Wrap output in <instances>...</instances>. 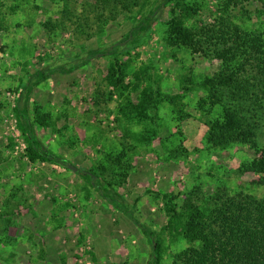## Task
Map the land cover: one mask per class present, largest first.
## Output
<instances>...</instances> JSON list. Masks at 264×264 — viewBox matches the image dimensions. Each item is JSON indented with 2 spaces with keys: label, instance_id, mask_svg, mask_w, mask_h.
Segmentation results:
<instances>
[{
  "label": "rangeland",
  "instance_id": "rangeland-1",
  "mask_svg": "<svg viewBox=\"0 0 264 264\" xmlns=\"http://www.w3.org/2000/svg\"><path fill=\"white\" fill-rule=\"evenodd\" d=\"M92 1H3L1 11L8 30L0 34V212L5 209L3 201L14 192L22 208L8 232L0 218V239L6 234L11 239L0 243V264H153L141 227L150 228L160 237L165 247L162 264H174L175 254L189 244L181 239L173 243L168 232L162 233L171 218L165 210V194L176 196L173 203L178 207L187 195L194 193L203 202H212L216 193L225 192L264 199L261 177L240 170L243 163L253 160L256 149L242 144L227 150L207 146V127L198 121L203 120L198 111L202 93L196 84L190 86L195 88L183 100L187 107L178 109L197 120H187L182 128H177L178 113L171 96L179 92L182 78L189 75L196 83L201 76L212 75L217 67L212 61L194 60L185 51L172 57L173 50L165 44L173 15L170 7L159 11L149 30L133 43L123 45L119 54L102 57L106 49L121 41L129 25L119 20L101 31L94 15L88 25L75 23L74 16ZM187 1L201 9L195 20L213 23L218 16L217 4L221 0ZM248 10V16L244 11H235L233 20L245 30L263 34L264 0ZM132 16H138V22L143 14L139 16L135 11ZM63 22L66 25L56 27ZM96 49L101 51L99 57L84 64L87 52ZM115 56L130 63L133 69H148L152 86L161 88L168 98L150 112L149 120L125 126L129 135L123 121L116 117L123 100L105 80ZM76 66L72 72L49 75L32 93H26L29 80H36L31 78L36 70H69ZM137 97L135 92L130 93L133 101ZM19 98L30 111L41 107L56 121L48 129L37 128L39 138L50 150L83 169L104 166L102 177L119 182L114 195L131 209L139 227L96 190H86L88 184L82 175L74 176L52 163L27 160V144L17 129L14 111ZM152 129L158 130L163 140L139 145L136 154L129 153L130 158H124L121 164L107 161L109 155L116 158L125 154L122 142L128 148L135 146L136 134ZM257 143L264 148V122ZM170 153L176 157H169ZM100 182L102 188L111 189L103 180ZM47 193L52 200L46 197ZM55 200L53 209L50 202ZM76 242L79 246L74 252Z\"/></svg>",
  "mask_w": 264,
  "mask_h": 264
},
{
  "label": "trees",
  "instance_id": "trees-1",
  "mask_svg": "<svg viewBox=\"0 0 264 264\" xmlns=\"http://www.w3.org/2000/svg\"><path fill=\"white\" fill-rule=\"evenodd\" d=\"M3 1L0 0V34L8 30L1 11ZM64 1L68 4L75 0ZM260 1L263 0H221L217 4L219 12L213 23L195 20L201 9L187 0H163L162 4H155L153 0H93L74 17L75 23L88 25L94 15L95 20L101 24V31H105L111 22L125 20L128 23L129 31L121 41L104 51L102 57H106L108 53L110 56L119 54L123 45L136 41L141 33L149 30L158 12L170 7L173 15L168 22L165 44L168 49L173 50L172 57L177 58L180 51H185L194 60L212 61L217 67L212 75L201 76L196 83L189 75L182 78L179 92L171 96V102L176 106L178 113L177 128H182L187 120H197L190 113H183L182 109H178V106L187 107L183 100L195 88L191 89L190 86L196 84L202 93L198 101V111L201 112L203 120L199 118L198 121L207 127V146L216 150H227L235 144H242L256 149L253 160L243 163L240 170L243 173L258 174L261 177L259 183L264 186V148L257 143L261 124L264 122V33L243 29L235 23L232 16L237 10L244 11L248 16V8H256ZM135 11L139 16L143 14L138 22H135L138 16H132ZM63 13H68V10L65 9ZM63 25L66 23H58L56 27ZM100 53L99 49L89 50L84 64L99 57ZM77 67L69 70H36L31 75V78L36 80H29L26 93H32L35 86L44 82L49 75L57 72L69 73ZM105 80L123 100L118 106L116 117L118 121H123L122 126L128 135L129 130L125 126L132 127L135 123L149 120L150 112L157 110L162 102L168 101L167 94L150 83L152 79L148 69H133L130 63L121 61L117 56L110 62ZM132 91L138 96L135 101L130 98ZM20 99L17 100L14 111L17 129L27 144V160L30 163H52L66 168L74 176L82 175L88 184L86 190H96L103 199L125 213L127 218H131L139 227L131 209L114 195L113 189L119 186V182H111L102 177L106 172L104 166L91 170L83 169L75 166L65 156L50 150L39 138L37 128L48 129L56 125V121L50 113H43L41 107L36 108L34 112L30 111L26 105L21 104ZM159 134L156 129L139 132L134 139L135 146L128 148V144L122 142L125 154L116 158L107 155V161L121 164L124 158L129 157V153L136 154L139 145H150V142L157 139L163 140ZM179 135L182 133L179 132ZM169 157L174 159L176 155L172 153ZM69 164L77 167L78 171L71 170ZM101 180L111 188L109 191L102 188ZM216 194L212 197V202L200 201L196 193L189 194L181 207L173 203L176 196L164 195L165 210L171 218L163 227L162 233L168 232L173 243L181 239L189 244L187 248L175 254L174 264H264V199L245 193L233 196L226 192ZM17 196V192H14L2 203L5 209L1 210L0 218L5 232L13 227L15 217L19 216L22 208ZM46 197L51 199L52 196L47 193ZM54 202L56 200L50 202L53 209ZM140 229L150 245L153 264H162L165 247L160 237L150 228ZM7 235L0 239V243L10 242L11 239ZM77 245L79 246V242L74 245V252H77ZM91 255L95 256L92 252Z\"/></svg>",
  "mask_w": 264,
  "mask_h": 264
},
{
  "label": "water",
  "instance_id": "water-1",
  "mask_svg": "<svg viewBox=\"0 0 264 264\" xmlns=\"http://www.w3.org/2000/svg\"><path fill=\"white\" fill-rule=\"evenodd\" d=\"M68 167L73 170L74 172H77L78 171V168L74 167L73 165H68Z\"/></svg>",
  "mask_w": 264,
  "mask_h": 264
}]
</instances>
